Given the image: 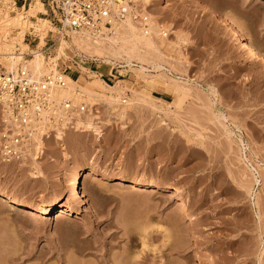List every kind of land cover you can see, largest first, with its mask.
<instances>
[{"label": "rangeland", "instance_id": "1", "mask_svg": "<svg viewBox=\"0 0 264 264\" xmlns=\"http://www.w3.org/2000/svg\"><path fill=\"white\" fill-rule=\"evenodd\" d=\"M46 1L0 0V18L19 15L22 23L7 26L1 44L8 51H25L24 39L31 33L45 48L41 60L51 62L59 46L46 21ZM128 2L134 13L166 34V45L153 61L161 68L143 63V77L134 60L128 64L124 58H110L107 64L64 48L56 69H67L82 103L60 99L75 107L72 126L44 128L45 135L38 136L42 146L33 140L29 146L34 154L30 150L27 158L0 155V195L39 211L56 198L71 206L68 176L77 166L92 171L79 180L91 213L64 218L55 213L47 221H27L0 203V264H113L129 244L132 257L142 253L141 244L144 254L153 250L148 244L160 247L159 252L164 228L185 242L179 245L183 257L176 245L180 242H172L179 253L167 252L170 264H264V69L220 26V21L228 24L264 57V0ZM146 23L138 27L147 29ZM170 81L189 88L178 108ZM118 86L157 101L129 104L131 92L125 91V96L115 94L119 101L110 105L106 100ZM250 161L258 166L257 184ZM119 179L169 186L184 196L185 206L171 192L151 187L136 191L117 186ZM181 206L185 213H178ZM173 215H178L175 221L170 220ZM145 231L153 234L147 232V237ZM127 235L132 236L129 241ZM195 238L201 246L193 243ZM193 253L198 263L191 261Z\"/></svg>", "mask_w": 264, "mask_h": 264}, {"label": "bare ground", "instance_id": "2", "mask_svg": "<svg viewBox=\"0 0 264 264\" xmlns=\"http://www.w3.org/2000/svg\"><path fill=\"white\" fill-rule=\"evenodd\" d=\"M131 17H133V16L129 15L124 20L115 21L114 24L111 26L110 30L105 31L101 34H94L93 35V34H90L88 32H77V33H75L72 31L65 32L64 34L62 32L59 34H56V41H57L56 43L58 44L59 47L57 48L58 51L56 50V55L53 57V59H51V62L50 63L44 62L43 60H41L42 58H40V57H42L43 54L36 53L34 55L33 59L30 60V62H28V65H26V68L30 71L32 77L35 79L42 78V76H46L50 73L57 74L56 60L59 57H61V54H64L63 50H64V48L67 47L69 50H71L70 48H72V50H74V51H82V52L88 53L90 55L100 57L103 59V62L107 63V64H111L110 58H124V60L128 64H130L132 62V60H134L135 62L141 64V66L139 67V70H140L139 74H140V73L145 71V69L142 67L143 63H147V62L151 61L150 64L151 63L153 65L155 64L153 61L157 56H159V54H158L160 52L159 49L161 47H163L164 45H166L167 39H165L166 34L163 31H161L159 28H157L156 25H154L148 19L145 18V21L147 22L146 24L148 25V28L144 29V28H139L138 26H139L140 22L134 21V19ZM21 24L22 23H21V19H20L19 15H16L15 17H8V16L4 15V17L0 18V57L1 56L4 57L5 55L11 54L13 52L12 48L8 51L7 46L1 44L2 40L4 39V35H5L6 30H7V26L8 25L20 26ZM220 26L223 28V33L225 35H231V37L235 38L234 40L239 41L241 49L246 53L247 58L251 62L257 63L259 66H261L264 69V57L245 38H243L241 35L232 31L230 26L228 24L224 23L223 21H220ZM158 32H160V34ZM23 46L25 47V45H23ZM3 52H5V53H3ZM155 61H157V60H155ZM48 64H50V65H48ZM10 65L12 67V64H10V62L6 63V67H10ZM154 67H155V69L161 68L159 65H154ZM141 75L142 74H140V76ZM142 76L144 77V75H142ZM159 76H160V74L157 76V78ZM161 76H160V78H161ZM162 78H166V77L163 75ZM62 79L64 81V87L53 89L54 97L59 98V100L63 99V98L73 100L74 101V102L72 101L73 105H76V106L80 105L81 106L82 103L80 101V98H78V93L76 92L77 85H76L75 80L71 79L67 75H63ZM169 80H171V79H169ZM170 82H172V81H170ZM172 83L174 84L172 86V90H173L172 92H174L177 95V99L173 105L175 108H178V107H180L184 97L188 95L189 88L185 87L186 85L183 86L184 85L183 83H182L183 85L179 84L176 81L175 82L173 81ZM107 87H108V85H107ZM80 89L85 91V92L87 91L85 88H82V87H80L79 90ZM116 89H117V92H114L112 95H110V99L106 100L110 105L117 103L118 97H116L115 94L118 95V92H119V93H121V95L125 96V91L131 92L130 93L131 97L130 98L128 97L129 104H131L134 101L139 102V103L140 102H143V103L144 102L145 103L151 102L152 103L153 101H157V100H154V99L149 98V97H146V98H143L142 96L140 97L138 92H134L132 90H129L124 86H118V88H116ZM107 90L111 91V88H108ZM125 102L126 101L121 100V103H125ZM164 106L169 108L170 105L164 104ZM121 110H122V112H120ZM121 110L119 111L120 113L118 115L120 118H122L124 116V109H121ZM0 112H1V118H2L4 113L2 111H0ZM222 127H223L225 133L227 134V136H230V132L228 131V129L223 125H222ZM32 128L38 130L39 127L37 125H35V127L32 126ZM46 133H48V132H46ZM56 133L58 134L59 138H62L61 135L59 134V131H57ZM43 134L45 135L44 131H43ZM29 136L31 137L32 141L33 140L38 141L39 145L42 146L43 141H40V138L37 136V134L30 133ZM239 143L242 145V141L240 139H239ZM245 159H246V157H245ZM242 161H243V159H242ZM250 163H251V161H250ZM247 166H249V165H247ZM256 167H258V166H256ZM256 167L251 166L250 171H252V174H251L252 178L251 179H253V183L257 184V182H258L257 176L259 175V173H257L256 169H258V168H256ZM262 169H259V170H262ZM245 170L248 171V169H246V166H245ZM84 174H85V176H90L93 174V172L92 171L89 172V170H86L84 167L77 166L76 168H74V170H72V172L70 173V175L67 178L66 184H67V187L69 189V203L71 204V206L70 205H67V206L63 205L61 203V198H56L54 200V202L50 203L46 208L39 211V210H36L32 207H28V206H25L19 202H16L13 199L6 198L2 195H0V203L15 209L27 221H37V220L47 221L55 213H58L59 217H61V218L72 216V215L78 217L81 212L91 213L90 209L84 203V201H83L84 196H83L82 192L80 191L79 180H80V177ZM117 182H118L117 186H122V187L130 188V189H136L137 188L136 191H138V189L150 188V187H151V189H163L164 191L171 192L172 196L175 195L176 196L175 200H177V202H179L178 204L184 205V203H183L184 196H182V194L180 195V194H178L177 190H174L173 188L166 186V185H163V184H160L158 182H155L152 184H150V183L144 184V183H135L132 181L131 182H125V181L120 180V179L117 180ZM76 205L79 207L78 209L72 208V206H76ZM183 207L182 206L179 207L178 213L181 212L180 209ZM183 212L185 213L184 210H183ZM183 212H181V213H183ZM177 216L178 215H175V218ZM184 216H185V214H184ZM172 218L173 219L170 218V220L175 221L174 215ZM174 225L175 224H173L170 227L172 228ZM165 230L168 232V234L171 232V230L169 231L166 228H164L161 232H165ZM147 232H149V231H145L143 233L146 234ZM151 232L152 231L149 232V235L146 234V236L148 235L149 237H151V235H150ZM167 232H165V234L163 233L164 236L162 234V237H161L162 240H161V242H159V245H161V247H162L161 248L162 251H161V249H159V252H158L157 249L160 247L156 248L155 246H152V244L150 243L151 245L148 244V246H150V248L153 247V250L152 249H151V251L147 250L146 254H148V252L151 253V254L149 253L147 256L146 254H144L145 253L144 248H146V246H145V244H141L142 247H144L143 251H141V252L142 253L144 252V253L142 254L139 251L138 254H136L137 257H134L135 255L132 257L128 252L130 250L129 248L131 247V245L129 244L130 247L128 245H126L129 247L128 248L129 250L123 249L124 250V252L122 250L123 255H122V252H121L122 256L120 257V255H119L120 261L118 264H120V262L122 264H138V263H143V261L144 262L146 261V263H147V260H149L148 264H167V262L172 259L171 258L172 254L170 253L171 254L170 255L168 253L170 255L168 257L167 252L168 251L172 252V250H173V254H175L174 252L177 249V248L175 249L176 245L178 248L179 247L182 248L183 245L185 246V244H184L185 242L184 241L182 242L181 238L178 237L177 239H180V240H177L174 237V235H173L174 238L172 237L173 232H171L169 234V236H168V234H166ZM151 234H153V233H151ZM130 236L131 235H129V236L127 235L126 238L128 239V237H130ZM170 236H171V238H170ZM131 237H130V239H131ZM172 238H173V241H170V240H172ZM189 239H190V237H189ZM148 240H150V238H148ZM174 240L176 242H174ZM128 241H129V239H128ZM178 241L180 242L179 244L177 243ZM197 241L198 240L195 238L193 243L195 242L194 244H196V245L199 244V246H201L200 244L202 243V241L201 242L198 241L199 243ZM231 241L232 240H228V242H231ZM172 242L177 243V244L175 245ZM130 243H132V242L130 241ZM171 244L173 246L174 245L175 246L172 247ZM179 245H182V246H179ZM196 245H194V246H196ZM230 245H232V244H230ZM148 246H147V248H148ZM181 248H179V252H180L181 257H183L185 254L183 252L184 250L180 251ZM174 249H175V251H174ZM156 250H157V252H156ZM163 250H165V251H163ZM186 250H187V248H186ZM177 251H176V253L178 255L179 252H177ZM181 252H183L182 253V254H184L183 256H182ZM132 253L134 254V252H132ZM185 253H186V251H185ZM195 254L196 253L192 254V255H194L192 257L193 259L191 260L192 262L194 260L197 261L199 259L198 256H195ZM140 255H146V256H140ZM119 257H118V260H119ZM140 257H142L143 259ZM166 257L170 258V259H167ZM177 257H179V256H177ZM138 258L142 259V262H138V261H140ZM136 259H138V260H136ZM117 261L115 262L113 260V264H114V262L117 263ZM171 262H172V260H171ZM80 263H82V262H80ZM194 263L195 262H193V264ZM197 263H198V261H197ZM168 264H170V263L168 262ZM198 264H200V263H198Z\"/></svg>", "mask_w": 264, "mask_h": 264}, {"label": "built area", "instance_id": "3", "mask_svg": "<svg viewBox=\"0 0 264 264\" xmlns=\"http://www.w3.org/2000/svg\"><path fill=\"white\" fill-rule=\"evenodd\" d=\"M46 7L45 16L56 34L68 31L101 34L129 15L140 24L145 22L134 13L128 0H47ZM24 42L25 51L15 48L11 54L0 57V110L4 113L0 124V155L15 161L30 156V150L34 154L29 146L30 133L40 136L44 128L72 126L76 112L70 101L53 95V89L64 87L62 77L67 69L33 78L26 65L36 53L43 54L45 48L39 46L31 33ZM8 62L12 67H6ZM35 125L38 130L32 128Z\"/></svg>", "mask_w": 264, "mask_h": 264}, {"label": "crops", "instance_id": "4", "mask_svg": "<svg viewBox=\"0 0 264 264\" xmlns=\"http://www.w3.org/2000/svg\"><path fill=\"white\" fill-rule=\"evenodd\" d=\"M71 79H72V77L71 76H69Z\"/></svg>", "mask_w": 264, "mask_h": 264}]
</instances>
